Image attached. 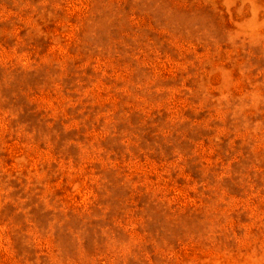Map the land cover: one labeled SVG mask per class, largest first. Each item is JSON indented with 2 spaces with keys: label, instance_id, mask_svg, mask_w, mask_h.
<instances>
[{
  "label": "rangeland",
  "instance_id": "374dc122",
  "mask_svg": "<svg viewBox=\"0 0 264 264\" xmlns=\"http://www.w3.org/2000/svg\"><path fill=\"white\" fill-rule=\"evenodd\" d=\"M0 264H264V0H0Z\"/></svg>",
  "mask_w": 264,
  "mask_h": 264
}]
</instances>
